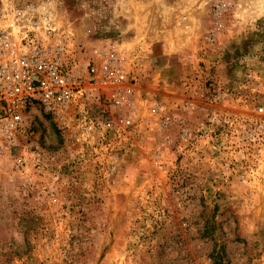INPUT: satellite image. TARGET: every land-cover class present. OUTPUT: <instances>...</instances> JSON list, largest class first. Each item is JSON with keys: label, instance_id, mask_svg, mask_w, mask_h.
Returning <instances> with one entry per match:
<instances>
[{"label": "rangeland", "instance_id": "374dc122", "mask_svg": "<svg viewBox=\"0 0 264 264\" xmlns=\"http://www.w3.org/2000/svg\"><path fill=\"white\" fill-rule=\"evenodd\" d=\"M4 6L113 44L132 93L31 111L0 158V264H264V0Z\"/></svg>", "mask_w": 264, "mask_h": 264}, {"label": "built area", "instance_id": "2783aa9c", "mask_svg": "<svg viewBox=\"0 0 264 264\" xmlns=\"http://www.w3.org/2000/svg\"><path fill=\"white\" fill-rule=\"evenodd\" d=\"M35 14L31 8L0 9V158L10 153L33 109L60 115L102 96L124 105L132 93L121 87L129 72L113 44L103 41L88 52L49 15ZM97 124L113 125L100 118Z\"/></svg>", "mask_w": 264, "mask_h": 264}]
</instances>
